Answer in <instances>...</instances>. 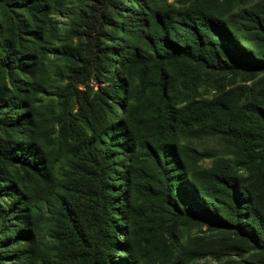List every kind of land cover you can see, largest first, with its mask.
<instances>
[{
	"label": "trees",
	"instance_id": "trees-1",
	"mask_svg": "<svg viewBox=\"0 0 264 264\" xmlns=\"http://www.w3.org/2000/svg\"><path fill=\"white\" fill-rule=\"evenodd\" d=\"M95 1L86 14L0 0V264H202L207 249L160 238L169 215L234 234L264 264V209L235 175L264 166V106L243 103L247 85L213 99L194 86L204 70L263 72L248 42L264 40L263 17L217 0ZM66 11L63 31L47 20ZM177 65L187 78L171 79ZM205 136L223 143L199 150Z\"/></svg>",
	"mask_w": 264,
	"mask_h": 264
},
{
	"label": "rangeland",
	"instance_id": "rangeland-1",
	"mask_svg": "<svg viewBox=\"0 0 264 264\" xmlns=\"http://www.w3.org/2000/svg\"><path fill=\"white\" fill-rule=\"evenodd\" d=\"M69 1V11L74 12V9L78 7L82 13L86 12L89 14L92 7H95V0H68ZM170 2H174V0H169ZM210 4H213L214 0H204ZM218 2L223 3L224 12H229V15H233L237 11L242 9H251L256 10L258 14H260L264 19V0H217ZM203 2V0H198V3ZM70 12H54L49 15L47 20H52L57 29L63 31L65 27L64 23L68 22L71 14ZM23 19H28V16L24 15ZM78 35L73 38V46H81L83 43V25L77 27ZM249 37H252V41H249ZM248 37V42L251 45V49L257 54H261L264 56V40L250 34ZM57 43V42H56ZM46 46H50L49 43H43ZM59 44V42L57 43ZM26 48L29 45H25ZM186 70L184 65L177 66H168L167 73L171 77V79L182 76V78L186 77ZM206 72H202L199 74L198 78L194 86H197L198 91L195 93L199 98L205 97L209 99L219 98L223 96H228L232 94L236 88L247 85L248 94L243 103L247 102H256L260 105L264 106V71L260 72L253 78L241 77V76H233L226 75L220 72L211 73L209 70H204ZM97 85V84H95ZM206 85V87L204 86ZM218 85L219 88L213 86ZM209 86V87H208ZM127 88H125L126 91ZM193 94V93H192ZM193 94V95H195ZM118 110V118L121 119L123 117L122 112ZM223 143L220 138L213 136H205L203 138L196 140V145L199 150L211 148L214 146L219 147V145ZM221 146V145H220ZM205 167H211V160L206 159L203 162ZM235 175L238 176V179L245 185L246 189H248L253 196L259 198L261 201L262 207L264 209V166H261L256 169L249 170H239L235 172ZM123 212V211H122ZM169 217V218H168ZM174 216L169 215L164 220L160 221V238L163 241L170 242V235L168 234L170 231L174 232L178 239L180 240V249L182 253H188L192 251H200L203 252L204 248L206 251H210L207 255H205L202 259H200V263L202 264H247L249 261H254V256L250 253L244 251L246 242L242 239L238 238L234 234L224 231L210 228L208 225L201 224L198 220L190 218H179V220H173L176 218H172ZM165 221V222H164ZM120 225L125 227L124 220L120 219ZM127 236H123L120 239L121 243H126ZM241 249H237V248ZM119 255L123 257V253L119 252ZM182 255V254H181ZM18 256H12L8 258L4 262V264H16L18 261ZM183 257V255H182ZM248 261V262H247ZM247 262V263H246Z\"/></svg>",
	"mask_w": 264,
	"mask_h": 264
}]
</instances>
